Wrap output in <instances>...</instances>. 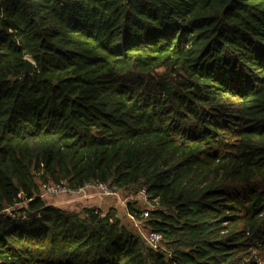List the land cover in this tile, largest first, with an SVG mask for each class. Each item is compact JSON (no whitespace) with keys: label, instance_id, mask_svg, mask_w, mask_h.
<instances>
[{"label":"trees","instance_id":"16d2710c","mask_svg":"<svg viewBox=\"0 0 264 264\" xmlns=\"http://www.w3.org/2000/svg\"><path fill=\"white\" fill-rule=\"evenodd\" d=\"M0 264H264V0H0Z\"/></svg>","mask_w":264,"mask_h":264},{"label":"rangeland","instance_id":"374dc122","mask_svg":"<svg viewBox=\"0 0 264 264\" xmlns=\"http://www.w3.org/2000/svg\"><path fill=\"white\" fill-rule=\"evenodd\" d=\"M89 192L83 193L80 196H70L66 194H43L42 198L49 204L57 205L62 207L65 210L69 211H76L80 212L82 210L83 206H90L92 204H97L98 202H88V201H79L84 199L85 195ZM99 195H103L99 191H95ZM104 196V195H103ZM105 197H114L113 200L117 203L114 204L116 206V210L114 209V212L116 216L120 219L121 223L132 233L138 235L141 238H145L147 234L151 231V229L147 226H145L143 221H135L132 217H130L126 212V205L127 202L134 203V205H137L139 208H155V204L149 203L148 205L144 203L143 199L141 198V195L139 192H135L133 190H119L117 195L113 196H105ZM109 203H106L105 207H107Z\"/></svg>","mask_w":264,"mask_h":264},{"label":"built area","instance_id":"2783aa9c","mask_svg":"<svg viewBox=\"0 0 264 264\" xmlns=\"http://www.w3.org/2000/svg\"><path fill=\"white\" fill-rule=\"evenodd\" d=\"M88 191H99L101 192L104 196H113L117 195L119 189L115 185H111L108 183H101V182H89L85 183L83 186H80L78 188H70L68 187L65 183H43L40 186V195L41 197L43 194H49V195H54V194H66L70 196H80L83 193H86ZM139 194L141 195V198L143 199L145 204H149L150 201L147 199V196H145V193L143 190L139 191ZM145 210L144 216L148 215V211L151 208L144 207ZM145 243L152 247L155 248L160 240H161V234L157 231L151 230L145 238H142Z\"/></svg>","mask_w":264,"mask_h":264},{"label":"crops","instance_id":"0c3cea01","mask_svg":"<svg viewBox=\"0 0 264 264\" xmlns=\"http://www.w3.org/2000/svg\"><path fill=\"white\" fill-rule=\"evenodd\" d=\"M113 198L112 197H105L103 195L101 196V195L97 194L95 191H92V192L87 193L85 195L84 199L79 200V201H84V203H85V201L94 203V202H98L97 200H99L98 205L92 204L90 206H83V207H96V208H99L103 211H107L108 209H112V210L115 209L116 210V206L114 204L117 205V203L113 200ZM106 203H109L107 205V207H105Z\"/></svg>","mask_w":264,"mask_h":264},{"label":"water","instance_id":"95a60500","mask_svg":"<svg viewBox=\"0 0 264 264\" xmlns=\"http://www.w3.org/2000/svg\"><path fill=\"white\" fill-rule=\"evenodd\" d=\"M33 71V65H32V62L29 60V59H26L25 60V70L24 72L27 73H31Z\"/></svg>","mask_w":264,"mask_h":264}]
</instances>
